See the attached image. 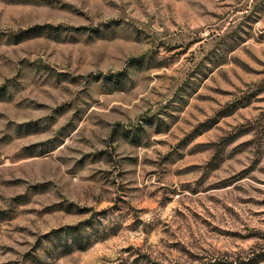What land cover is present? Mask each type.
Returning a JSON list of instances; mask_svg holds the SVG:
<instances>
[{
  "label": "rangeland",
  "instance_id": "obj_1",
  "mask_svg": "<svg viewBox=\"0 0 264 264\" xmlns=\"http://www.w3.org/2000/svg\"><path fill=\"white\" fill-rule=\"evenodd\" d=\"M236 258L264 264V0H0V264Z\"/></svg>",
  "mask_w": 264,
  "mask_h": 264
},
{
  "label": "trees",
  "instance_id": "obj_2",
  "mask_svg": "<svg viewBox=\"0 0 264 264\" xmlns=\"http://www.w3.org/2000/svg\"><path fill=\"white\" fill-rule=\"evenodd\" d=\"M242 259L243 258H241V259H238V258L232 259L229 262L227 261L225 264H246V262H244ZM197 264H206V263L203 260H199V262Z\"/></svg>",
  "mask_w": 264,
  "mask_h": 264
}]
</instances>
